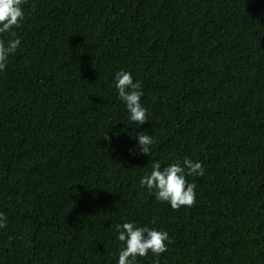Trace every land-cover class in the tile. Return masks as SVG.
Returning <instances> with one entry per match:
<instances>
[{
	"label": "trees",
	"instance_id": "1",
	"mask_svg": "<svg viewBox=\"0 0 264 264\" xmlns=\"http://www.w3.org/2000/svg\"><path fill=\"white\" fill-rule=\"evenodd\" d=\"M23 9L0 72V264H116L128 221L170 237L135 264H264V0ZM120 70L142 84L140 127L117 99ZM137 134L154 140L148 157L128 154ZM184 157L204 174L172 209L139 180Z\"/></svg>",
	"mask_w": 264,
	"mask_h": 264
},
{
	"label": "clouds",
	"instance_id": "2",
	"mask_svg": "<svg viewBox=\"0 0 264 264\" xmlns=\"http://www.w3.org/2000/svg\"><path fill=\"white\" fill-rule=\"evenodd\" d=\"M26 0H0V72H3L8 65L9 57L20 47V38L13 31L25 20L23 5ZM117 99L123 103L126 109L129 122L144 125L147 118V109L141 103L144 95L142 84L134 80L133 75L125 70L117 71L113 77ZM103 138L109 144L112 137L106 131ZM134 143L128 149L129 156H149L154 143L151 136L137 134L133 137ZM204 174V167L199 160L193 161L184 157L182 163L177 160L166 166L154 162L151 171L145 173L139 180L141 187H146L153 192L155 199L167 203L172 209H179L181 206L190 207L195 202L194 183H189L186 176L200 177ZM7 217L0 212V229L5 228ZM116 240L122 242L123 246L118 251L116 264H135L136 258L145 257L149 252L159 257L167 250V242L170 237L167 231L137 226L134 222L128 221L117 224Z\"/></svg>",
	"mask_w": 264,
	"mask_h": 264
}]
</instances>
